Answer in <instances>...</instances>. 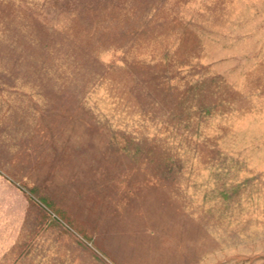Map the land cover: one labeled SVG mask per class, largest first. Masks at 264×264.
Listing matches in <instances>:
<instances>
[{
    "label": "rangeland",
    "instance_id": "374dc122",
    "mask_svg": "<svg viewBox=\"0 0 264 264\" xmlns=\"http://www.w3.org/2000/svg\"><path fill=\"white\" fill-rule=\"evenodd\" d=\"M0 264H264V0H0Z\"/></svg>",
    "mask_w": 264,
    "mask_h": 264
}]
</instances>
